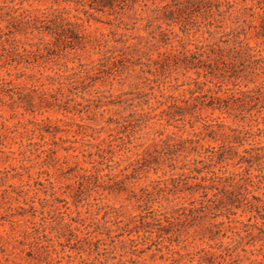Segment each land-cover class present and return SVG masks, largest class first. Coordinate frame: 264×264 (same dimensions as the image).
I'll return each instance as SVG.
<instances>
[{
    "label": "rangeland",
    "instance_id": "rangeland-1",
    "mask_svg": "<svg viewBox=\"0 0 264 264\" xmlns=\"http://www.w3.org/2000/svg\"><path fill=\"white\" fill-rule=\"evenodd\" d=\"M215 1L222 4L221 10L225 8L224 0ZM227 1L234 10L246 12L245 16L249 13L245 7L250 0ZM178 3L190 9L195 6L189 0H127L121 9L115 7L116 13L109 14L107 10L97 12L60 2L69 16L79 18L77 22L90 43L82 50L34 52L18 65L0 68V77L10 80L0 87V264H264V235H246L239 230L242 223H227L222 215L213 217L224 212L222 207L206 209L191 221V226L165 234V238L171 237L170 245L166 239L161 244L139 239L133 246L127 239L136 237L134 230L128 236L114 233L115 245L105 235L98 236L101 240L97 244H74L67 240L66 231V237L58 235L61 218L72 217L76 220L73 226L82 230V223H89L93 214L101 216L97 208L102 205L140 213L144 202L140 196L157 211L190 201L197 203L199 193L183 188L174 192L169 183L165 187L164 181L177 174L178 168L170 172L159 165L154 171L156 165L149 164L136 171H119L136 153L163 138L161 131L190 138L202 121L264 128L263 111L249 117L260 103L221 109L201 105L208 101V87L243 91L264 82V74L252 63L259 58L258 53L264 57V40L247 35L243 41L254 49L249 52L254 57L248 61L246 56L239 57L223 71L215 53L198 62L186 51L213 41L207 31H214L216 23L208 24L213 20L203 9L175 11ZM51 4L39 0L23 5L43 8ZM213 17L217 18L215 14ZM226 23L230 24L229 20ZM100 34L107 41L98 44L95 40ZM17 38L37 41V37ZM172 46L185 51L187 57L175 55ZM105 50L114 59H104ZM261 65L264 67V61ZM189 88L194 90L192 94L186 91ZM170 94L177 97V108H167ZM218 94L223 96L222 92ZM168 112L182 114L178 116L181 120L168 124ZM239 113L245 117L241 119ZM193 114L200 119L195 121ZM100 138L104 139L100 147L107 149L111 144L115 150L112 163L119 162V166L112 171L118 182L112 187L122 189L120 192L102 190L93 179L76 177L81 173L79 168L89 169L91 159H97L89 153L96 150ZM258 141L264 142V135ZM202 142L212 146L219 143L208 136ZM187 158L198 156L190 154ZM96 167L101 175L108 172L104 163ZM100 181L111 184L106 176ZM232 210L236 211L230 215L232 219L246 222L250 216L240 208ZM221 221L224 223L216 224ZM235 231L243 236L239 243ZM166 245L172 250L168 251ZM67 253L71 262H67ZM104 256L111 259L105 261Z\"/></svg>",
    "mask_w": 264,
    "mask_h": 264
},
{
    "label": "trees",
    "instance_id": "trees-1",
    "mask_svg": "<svg viewBox=\"0 0 264 264\" xmlns=\"http://www.w3.org/2000/svg\"><path fill=\"white\" fill-rule=\"evenodd\" d=\"M29 1L39 0H0V68L12 64L18 65L34 52L41 53L44 50L48 54H52L55 52L53 49L49 53L52 48L61 52L82 50L87 43H90L82 24L77 22L79 18L69 16V10L65 6H59L60 2L81 5L82 9L87 6L97 12L107 10L109 14H114L116 13L115 7L121 9L123 5H126L127 0H44L52 4L43 8L24 7V2ZM241 1L245 2L246 0ZM250 1L251 4L245 7L249 11L247 16H245L246 12L238 8L234 10V5L227 0L223 1L225 6L223 10L220 9L222 4L215 0H189V2H195L191 4L195 5L193 9L178 3L179 6L176 7L175 11L192 13L203 9L206 14L212 17L213 21L208 24L213 26V22L216 23L214 31H207L208 35L212 36L213 41L195 45L194 51H186L188 55L200 62L203 57L209 58V53H215L218 57L217 63L221 65L220 70L222 71L226 65L232 67L239 57L246 56L247 61L252 59L254 55L249 52L254 51V49L244 43L243 39L247 35H251L264 40V0ZM172 13L173 11H169V14ZM213 14L217 18L213 17ZM72 18L75 20H71ZM226 19L229 20L230 24L227 25ZM19 35L25 38L37 37V41L21 40L17 38ZM95 41L100 44V41L107 40L103 34H100ZM181 47L184 49L183 46ZM172 50L175 51V55L177 53L183 58L187 57L185 51L178 50L175 46H172ZM109 52L108 50L104 51V59H114ZM258 55L259 58L252 59L253 68L264 74V67L261 65L264 57L260 53ZM189 63L191 62L189 61ZM84 71L83 73H88L87 69ZM9 82L10 80L6 81L5 78L0 77V87ZM207 90L209 93L208 101L206 103L201 102V105L212 107V109H221L222 107H231V105L242 106L243 103L249 104V106L251 103H260L255 114L249 115V117L264 112V82L243 91L235 89L221 91L219 87L218 89L208 87ZM186 91L190 94L194 92L191 88ZM219 92H222L223 96H220ZM169 99L167 108H177V97L170 94ZM242 113H239L241 119L245 117ZM167 114L169 116L168 124L170 120L175 122L181 120L178 117L182 115L180 113H177V116L170 112ZM193 118L195 121L200 119L198 115L194 114ZM190 127H192V123ZM159 134L164 135V137L154 140L152 145L136 153V157L119 171L128 168L136 171L137 168L148 167L149 164L156 165L153 168L154 171L159 165H165L170 172L178 168L180 171L177 174H171L166 179L167 182L164 181L165 187L169 183L174 192L185 189L189 190L190 193H199L197 203L190 201L188 205H177L157 211L153 210L147 204V200L140 196L139 199L144 201L142 203L143 208H141L143 212L126 213L120 209L121 207L102 205L97 208V211H102L101 216L96 217L98 213L93 214L89 223L86 225L82 223L84 226L82 230L73 226L72 223L76 220L72 217L68 216L69 218L66 220L61 218L58 229L62 231L58 235L63 237L66 231L68 233L67 240L73 241L74 244H89L90 242L97 244L101 240L98 236L105 235L115 245L114 233L119 231L118 235L125 234L128 236L134 230L136 237L127 239L133 246L138 244L139 239L156 244H161L166 239L170 245L171 237L165 238V234L171 233L173 230H180L185 225L191 226V221L200 217L199 213L209 208L218 209V207H222L224 212L214 214L213 217L222 215L225 216L227 223H242V228L239 230H242L246 235H251L254 232L257 235H264V142L258 141V137L264 135V128L232 127L223 123L202 121L200 129L194 131L193 137L190 138H182L165 131H161ZM206 136L214 142L219 141V143L213 146L204 144L202 141ZM103 142L104 139L100 138L95 145L96 150L89 153L91 156L95 155L97 159H91L89 169L79 168L81 173L78 172L76 177L93 179L94 183L98 185L100 183L102 190L120 192L122 189L114 190L115 188L112 187L118 182L117 174L112 171L119 166V162L112 163L115 150L111 144H107L109 148L103 149L100 147ZM244 145H248V147H244ZM238 147H243L240 152L237 151ZM190 154L197 155L198 158H187ZM178 162L180 165L177 167L176 163ZM103 163L108 172L101 175L99 173L101 169L97 168L96 164ZM103 176L108 177L111 184H101L102 181L100 180ZM53 194L52 191L51 195ZM137 207H141V204ZM232 208H240L241 212L250 213L247 221L242 222L236 218H230V215L236 214ZM87 212L91 213L92 211L88 210ZM250 219L255 221L250 222ZM223 223L221 221L216 224ZM229 229L231 230V228ZM75 231H79V233H75ZM139 231L142 233L139 234ZM94 233L96 235H92ZM234 235L237 237V243L243 238L241 231H235ZM169 245L165 247L171 251ZM44 248L43 246V252L48 254L47 249L44 250ZM68 248L72 249L71 246ZM224 250L227 252L228 247L226 246ZM65 256L68 258L67 262L72 261L71 254L67 253ZM108 259L111 258L104 256L105 261ZM132 262L135 263V261ZM120 264L123 262L121 261Z\"/></svg>",
    "mask_w": 264,
    "mask_h": 264
}]
</instances>
